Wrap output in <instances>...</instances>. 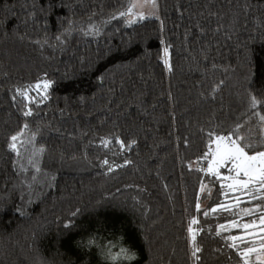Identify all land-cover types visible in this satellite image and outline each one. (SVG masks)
Instances as JSON below:
<instances>
[{
	"label": "trees",
	"instance_id": "trees-1",
	"mask_svg": "<svg viewBox=\"0 0 264 264\" xmlns=\"http://www.w3.org/2000/svg\"><path fill=\"white\" fill-rule=\"evenodd\" d=\"M127 5L0 0V264H260L264 232L229 225L264 200L202 156L238 125L264 140V0H156L129 26Z\"/></svg>",
	"mask_w": 264,
	"mask_h": 264
},
{
	"label": "snow or ice",
	"instance_id": "snow-or-ice-1",
	"mask_svg": "<svg viewBox=\"0 0 264 264\" xmlns=\"http://www.w3.org/2000/svg\"><path fill=\"white\" fill-rule=\"evenodd\" d=\"M150 2L153 5L155 4V0H150ZM134 7L135 5H130L127 12L131 13ZM126 14L127 13L125 12L120 13L121 16H124ZM131 22L132 21H129V23ZM165 55H167V48H165ZM164 63L165 66L168 67L167 59H165ZM36 87L38 88L40 87V85H36ZM48 87L49 84L45 82L43 88L47 90ZM258 103L259 101H257L255 98L252 99L253 108H255ZM30 114V112L25 113V115ZM257 115H259V113H257ZM260 120L261 122H264V115H260ZM239 127L240 126L238 125L237 130ZM237 130H233V132L228 135L209 133V143L207 145V151H205L202 156V159L208 161V166L205 171L208 174L217 177L218 179L231 181V183H228L226 185L229 190H236L241 192L246 190L247 194L253 199L259 197L260 199L264 200V195H261L262 190H264V140H261L258 145H254L248 142H242L245 140V138L240 136ZM11 139L12 141H16L17 136H13ZM104 143L107 144V141H105ZM121 146L123 147V145ZM10 148L15 149V144H11ZM249 149L253 150L251 154L249 153ZM104 163L107 164L108 162L105 160ZM229 164L231 165V167L228 168V172H234L235 175L222 177L219 170ZM204 187L205 186L202 185L201 191H204ZM221 187L224 188L225 185L221 184ZM236 199L237 201H239V197H237ZM200 207V203L198 202L196 204L197 211L200 210ZM231 207L232 206H225L223 203L218 206V208L221 210H229ZM218 208H212L211 212H217ZM242 211L243 214L247 216L253 214L255 210L244 208ZM259 211L261 214L258 217V223L260 226H264V207H261ZM203 214L207 217L209 215V211H204ZM196 223L197 220L193 219L188 227L190 240L193 244L192 255L194 257L196 256V253L200 251L199 247L195 245L196 233L191 226ZM255 226H257V220H252L251 222L245 223L242 226L239 225L236 221H233V223L229 225V227H242L245 230L253 228ZM220 228L221 230H223L224 225H221ZM261 231H264V227L261 228ZM248 234L251 235V233ZM217 235H220L219 231L217 232ZM229 239L233 241V243L229 246L234 249H239V245L235 242L238 240H243V237L231 236L229 237ZM261 247L264 248V245H261ZM256 251L257 249L253 246L248 247L243 251H238V254L241 256L244 264H249L247 258L251 253ZM128 258L131 259V257ZM257 259L260 260V264H264V260H261L259 255Z\"/></svg>",
	"mask_w": 264,
	"mask_h": 264
},
{
	"label": "rangeland",
	"instance_id": "rangeland-1",
	"mask_svg": "<svg viewBox=\"0 0 264 264\" xmlns=\"http://www.w3.org/2000/svg\"><path fill=\"white\" fill-rule=\"evenodd\" d=\"M130 5H135V7L133 8L131 13H128L127 10ZM124 12L127 13L126 15L122 16L125 20L126 26H129L130 24L136 22L137 20L149 19V18L159 19L160 17V13L156 5V0H155L154 5L150 2V0H128V5ZM129 21H132V22L129 23ZM206 166H208V161H207ZM229 167H231L230 164L219 170L220 175L222 177L229 176V175H235L234 172L233 173L228 172ZM228 183H231V181L222 180V184L225 185V192L227 193L235 192L236 190H229L226 187ZM258 226L260 227L259 223H257V226L251 228L253 231L249 230V233H251V235H256V234H260L264 232V231H261V228L256 229V227ZM247 235L249 234L247 233ZM260 258L261 260H264V255L260 256Z\"/></svg>",
	"mask_w": 264,
	"mask_h": 264
}]
</instances>
